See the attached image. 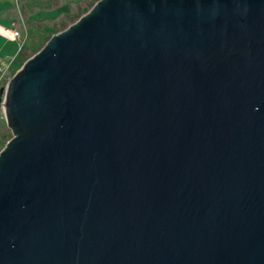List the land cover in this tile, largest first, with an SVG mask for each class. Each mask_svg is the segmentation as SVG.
I'll list each match as a JSON object with an SVG mask.
<instances>
[{
    "label": "water",
    "instance_id": "95a60500",
    "mask_svg": "<svg viewBox=\"0 0 264 264\" xmlns=\"http://www.w3.org/2000/svg\"><path fill=\"white\" fill-rule=\"evenodd\" d=\"M0 101V264H264V0H96Z\"/></svg>",
    "mask_w": 264,
    "mask_h": 264
},
{
    "label": "trees",
    "instance_id": "16d2710c",
    "mask_svg": "<svg viewBox=\"0 0 264 264\" xmlns=\"http://www.w3.org/2000/svg\"><path fill=\"white\" fill-rule=\"evenodd\" d=\"M3 0H0V2ZM9 1L11 3V7H13L11 12V17L12 20H18V14L22 12L23 16L25 17V23L28 24L29 28V33L28 35L30 36L29 44H24L19 47L25 54L23 57V60L27 59L29 55H31L33 52L37 50V48H40L44 41L49 37V35H44L42 33H47L45 28L46 25L44 23H41L40 21L43 20L44 18H40V16L37 15V12H40L41 10L48 9V8H53L54 6H57L59 3H57V0H5ZM77 3L80 2V0H74ZM95 0H87L86 4H80L79 6H70L71 1H67L65 3V8L66 11L64 10L63 13V18L61 21L63 27H66L69 23L79 17L81 13L86 11L89 7H87L88 4L93 5ZM62 3V2H60ZM70 3V4H69ZM17 4L18 7L16 6ZM89 5V6H90ZM21 11H19L17 8ZM17 9V10H16ZM36 14V15H35ZM34 15V16H33ZM40 25H39V24ZM38 31V32H36ZM21 60V62L23 61ZM12 72H15L14 69H12ZM10 129L9 126H7L6 122L3 121L2 116L0 117V147L5 145V142L8 138H10Z\"/></svg>",
    "mask_w": 264,
    "mask_h": 264
},
{
    "label": "crops",
    "instance_id": "0c3cea01",
    "mask_svg": "<svg viewBox=\"0 0 264 264\" xmlns=\"http://www.w3.org/2000/svg\"><path fill=\"white\" fill-rule=\"evenodd\" d=\"M59 5H65V4L59 3L57 6ZM11 6L12 5L9 1L3 0L0 2V60H3V58L9 59L11 70L14 69L16 71L17 68L21 65L22 63L21 60H23L25 54H23L22 53L23 51L19 48L20 46L18 39L12 36L13 29H15V27L18 28L17 25L19 23L18 20L15 21L12 20L11 17L12 10L10 9H12L13 7ZM65 6H62L63 8L59 11L57 16L61 14L64 10L66 11ZM37 15L40 16L38 12ZM57 16L55 18H57ZM41 17L42 16H40V18ZM43 20H48V19H43Z\"/></svg>",
    "mask_w": 264,
    "mask_h": 264
},
{
    "label": "rangeland",
    "instance_id": "374dc122",
    "mask_svg": "<svg viewBox=\"0 0 264 264\" xmlns=\"http://www.w3.org/2000/svg\"><path fill=\"white\" fill-rule=\"evenodd\" d=\"M15 0H13V2H14ZM67 1H69V0H57V3H60V2H62V3H67ZM71 1V4H70V6H79L80 4H86L87 3V0H80V2L79 3H77L76 1H74V0H70ZM96 1V0H95ZM18 5L19 4H17L16 6L18 7ZM89 5L90 4H88L87 5V7H89ZM62 6H65V5H59V6H54L53 8H48V9H44V10H41L40 12H38L39 13V15L40 16H42L44 19H48V20H41L40 22L41 23H44L45 25H46V28H45V30H46V32L47 33H42V34H46V35H49L50 36V33H55V31H57V30H59V29H62V27H63V25H62V23H61V21L60 20H62V19H64L63 18V13H61V14H59L58 16H57V14L59 13V11L63 8ZM16 7V8H17ZM18 9V8H17ZM16 9V10H17ZM19 10V9H18ZM20 11V10H19ZM21 12V11H20ZM57 16V18H55ZM47 17V18H46ZM55 18V19H54ZM54 19V20H53ZM52 20V21H51ZM69 21V20H68ZM68 21H66V23H69ZM18 29H19V32H21L22 34L20 35H15L14 37H16L17 39H18V41H19V46L21 47L22 45V43H21V40L22 39H24V44L26 43V44H29V40L31 39L30 38V36L28 35V33H29V28H28V24L27 23H25V17L23 16V14H22V12L20 13V14H18ZM40 23V24H41ZM39 24V23H38ZM39 24V25H40ZM68 25V24H67ZM15 29H17V27H15ZM15 29H13V31L15 30ZM36 32H38V31H36ZM13 36V35H12ZM9 67H10V65H9ZM6 81H0V87H4V86H6ZM1 97H3V95L1 94ZM3 105H2V103H1V101H0V117L2 116V118H3V121L4 122H6V119H5V117L3 116ZM6 124H7V122H6ZM8 126V125H7ZM10 135H12V131H11V129H10ZM11 137V136H10ZM9 139V138H8ZM2 147V146H1ZM0 147V148H1Z\"/></svg>",
    "mask_w": 264,
    "mask_h": 264
},
{
    "label": "built area",
    "instance_id": "2783aa9c",
    "mask_svg": "<svg viewBox=\"0 0 264 264\" xmlns=\"http://www.w3.org/2000/svg\"><path fill=\"white\" fill-rule=\"evenodd\" d=\"M19 34L21 35L22 33L19 32V29L17 28L13 31L12 35L18 36ZM21 43H22L21 45H23L24 39L21 40ZM9 61H10L9 59H5V58H3V60H0V81H3V82L6 81L7 83L11 77V74H13L11 68L9 67L10 65Z\"/></svg>",
    "mask_w": 264,
    "mask_h": 264
}]
</instances>
